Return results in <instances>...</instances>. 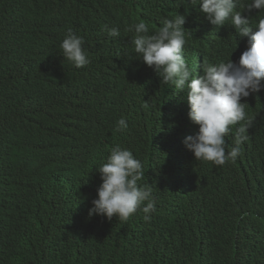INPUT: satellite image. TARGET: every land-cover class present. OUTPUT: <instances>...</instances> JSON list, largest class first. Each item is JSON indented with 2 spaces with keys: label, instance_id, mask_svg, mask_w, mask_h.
Listing matches in <instances>:
<instances>
[{
  "label": "trees",
  "instance_id": "obj_1",
  "mask_svg": "<svg viewBox=\"0 0 264 264\" xmlns=\"http://www.w3.org/2000/svg\"><path fill=\"white\" fill-rule=\"evenodd\" d=\"M58 1L0 0V264H264V143L256 139L261 134L252 132L248 151L234 162L191 161L181 175L166 157H150L149 130L120 138L94 122L96 102L86 88L74 83L82 104L56 90L66 72L52 18ZM61 2L67 22L79 21L80 7L127 20L115 0ZM245 101L247 113L254 112L253 97ZM74 113H80V128L54 132ZM11 121L30 131L25 159L18 160L13 148L5 150ZM158 125L153 129L177 144L198 131L186 123ZM116 145L143 163L139 183L155 199L148 221L141 210L126 221L88 217L102 183L88 181ZM256 157L263 160L246 169ZM217 169L225 174H214Z\"/></svg>",
  "mask_w": 264,
  "mask_h": 264
},
{
  "label": "clouds",
  "instance_id": "obj_2",
  "mask_svg": "<svg viewBox=\"0 0 264 264\" xmlns=\"http://www.w3.org/2000/svg\"><path fill=\"white\" fill-rule=\"evenodd\" d=\"M115 1L127 20L80 7L81 18L73 23L65 21L61 0L53 9L66 69L58 94L75 95L73 102L82 104L75 84L86 88L96 102L94 122L120 138L149 130L150 157L157 162L166 157L181 175L191 161L234 162L248 151L253 131L264 143V0ZM196 56L197 64L192 63ZM250 97L256 113H247ZM79 114L64 116L54 132L80 128ZM154 122L186 123L198 131L172 143L153 129ZM11 129L5 150L13 148L20 160L31 149L30 131L23 122H12ZM262 160L247 161L246 169ZM214 174L225 173L217 169ZM144 175L143 163L131 149L113 147L88 181L91 186L102 181L88 217L126 221L141 210L144 220H150L155 199L152 189L139 183Z\"/></svg>",
  "mask_w": 264,
  "mask_h": 264
},
{
  "label": "bare ground",
  "instance_id": "obj_3",
  "mask_svg": "<svg viewBox=\"0 0 264 264\" xmlns=\"http://www.w3.org/2000/svg\"><path fill=\"white\" fill-rule=\"evenodd\" d=\"M199 60H200V57H199V56H196V59H195V60H192V61H195V62H192V63L197 64ZM191 65H192V64H191ZM116 137H117V136H116Z\"/></svg>",
  "mask_w": 264,
  "mask_h": 264
}]
</instances>
